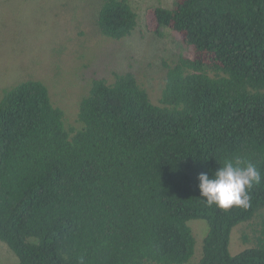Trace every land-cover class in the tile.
Returning a JSON list of instances; mask_svg holds the SVG:
<instances>
[{
  "label": "trees",
  "instance_id": "16d2710c",
  "mask_svg": "<svg viewBox=\"0 0 264 264\" xmlns=\"http://www.w3.org/2000/svg\"><path fill=\"white\" fill-rule=\"evenodd\" d=\"M146 29L181 52L157 102L131 73L90 79L74 123L26 79L0 98V242L16 264H264V182L251 207L208 206L197 177L239 155L264 176V0H174ZM138 25L127 0H103L97 26L121 40ZM249 246L232 255V230Z\"/></svg>",
  "mask_w": 264,
  "mask_h": 264
},
{
  "label": "rangeland",
  "instance_id": "374dc122",
  "mask_svg": "<svg viewBox=\"0 0 264 264\" xmlns=\"http://www.w3.org/2000/svg\"><path fill=\"white\" fill-rule=\"evenodd\" d=\"M137 14L135 31L121 40L105 38L97 26L103 0H0V98L3 91L26 79L49 88L52 101L73 124L78 102L91 78H111L113 72L133 73L153 102L165 74L181 52L178 38L168 30L160 36L146 29L148 8L170 7L174 0H127ZM197 264L206 223L193 220ZM248 224L232 230L229 250L238 254L249 246ZM16 256L0 242V264H16Z\"/></svg>",
  "mask_w": 264,
  "mask_h": 264
},
{
  "label": "clouds",
  "instance_id": "9594fccd",
  "mask_svg": "<svg viewBox=\"0 0 264 264\" xmlns=\"http://www.w3.org/2000/svg\"><path fill=\"white\" fill-rule=\"evenodd\" d=\"M200 196L208 206L229 210L238 207H251V189L264 182V176L257 166L242 156L225 160L214 173H200L197 177ZM84 264V257L78 259Z\"/></svg>",
  "mask_w": 264,
  "mask_h": 264
}]
</instances>
